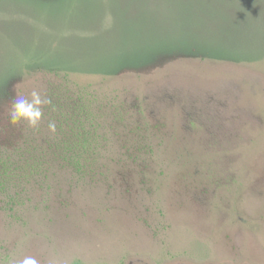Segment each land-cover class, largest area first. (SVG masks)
<instances>
[{
	"label": "rangeland",
	"instance_id": "374dc122",
	"mask_svg": "<svg viewBox=\"0 0 264 264\" xmlns=\"http://www.w3.org/2000/svg\"><path fill=\"white\" fill-rule=\"evenodd\" d=\"M64 77L98 147L0 192V264H264V0H0V140Z\"/></svg>",
	"mask_w": 264,
	"mask_h": 264
},
{
	"label": "trees",
	"instance_id": "16d2710c",
	"mask_svg": "<svg viewBox=\"0 0 264 264\" xmlns=\"http://www.w3.org/2000/svg\"><path fill=\"white\" fill-rule=\"evenodd\" d=\"M70 86L64 77L51 90L52 103L47 107L55 114L53 118H57L59 132L46 139V149L34 144L29 136H23L21 144L16 140L8 144L0 140V192L6 194L9 188H15L17 177L27 179L39 174L50 159H60L78 172L91 164L90 152L94 153L98 147L96 132L101 124L100 115L93 111L95 99L88 92ZM6 195L10 196L9 203L14 204L12 195Z\"/></svg>",
	"mask_w": 264,
	"mask_h": 264
},
{
	"label": "clouds",
	"instance_id": "9594fccd",
	"mask_svg": "<svg viewBox=\"0 0 264 264\" xmlns=\"http://www.w3.org/2000/svg\"><path fill=\"white\" fill-rule=\"evenodd\" d=\"M51 99L47 96H42L40 92L33 91L31 99L24 96H18L12 103L9 111L10 122L17 124L20 121H27L29 126L38 127L43 117V106L50 105ZM50 132L55 133L56 124L53 121L48 123ZM21 264H38V261L33 257H26Z\"/></svg>",
	"mask_w": 264,
	"mask_h": 264
}]
</instances>
